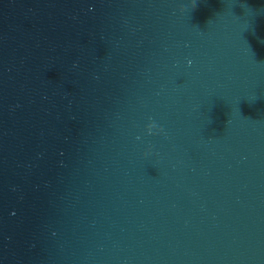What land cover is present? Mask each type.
Masks as SVG:
<instances>
[{
	"label": "water",
	"instance_id": "obj_1",
	"mask_svg": "<svg viewBox=\"0 0 264 264\" xmlns=\"http://www.w3.org/2000/svg\"><path fill=\"white\" fill-rule=\"evenodd\" d=\"M0 264H264V0H0Z\"/></svg>",
	"mask_w": 264,
	"mask_h": 264
},
{
	"label": "clouds",
	"instance_id": "obj_2",
	"mask_svg": "<svg viewBox=\"0 0 264 264\" xmlns=\"http://www.w3.org/2000/svg\"><path fill=\"white\" fill-rule=\"evenodd\" d=\"M189 63H191V62H189ZM153 126H155V125H153Z\"/></svg>",
	"mask_w": 264,
	"mask_h": 264
}]
</instances>
